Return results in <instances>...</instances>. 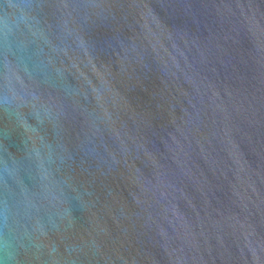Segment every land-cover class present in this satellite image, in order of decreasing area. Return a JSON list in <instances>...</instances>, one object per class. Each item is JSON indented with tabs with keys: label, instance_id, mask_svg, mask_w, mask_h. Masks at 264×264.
Segmentation results:
<instances>
[{
	"label": "water",
	"instance_id": "obj_1",
	"mask_svg": "<svg viewBox=\"0 0 264 264\" xmlns=\"http://www.w3.org/2000/svg\"><path fill=\"white\" fill-rule=\"evenodd\" d=\"M0 264H264V0H0Z\"/></svg>",
	"mask_w": 264,
	"mask_h": 264
}]
</instances>
